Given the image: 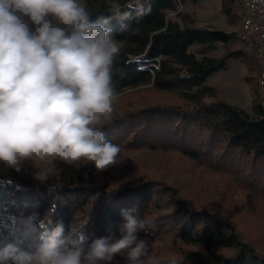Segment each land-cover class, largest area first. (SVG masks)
Masks as SVG:
<instances>
[{
	"label": "trees",
	"instance_id": "obj_1",
	"mask_svg": "<svg viewBox=\"0 0 264 264\" xmlns=\"http://www.w3.org/2000/svg\"><path fill=\"white\" fill-rule=\"evenodd\" d=\"M200 1L147 0L145 7L150 9L144 14L132 11L129 19L111 21L121 49L112 69L118 98L112 118L101 130L119 145V162L97 171L86 161L70 165L57 160L59 175L46 182L34 178L32 161L23 162L19 172L0 163V241L21 239L27 246L34 239L29 230L38 232L49 218V228L62 224L65 235L83 232L87 251L95 239H118L123 213L132 211L150 225L138 233L148 241L146 264H264L261 220L255 218L251 232L240 226L253 207L264 215L259 64L241 45L237 32L199 25L184 10ZM219 1L220 14L229 25H238L240 0ZM129 2L119 0L121 7ZM84 3L92 21L111 15L112 0ZM122 23L126 30H121ZM230 59L247 69L251 111L229 103L206 85ZM140 91L157 98L126 100ZM137 153L143 156L126 159ZM151 160L160 166L151 165ZM139 161L146 166L139 167ZM175 162L189 171L218 175L224 188L216 203L202 201L206 186L200 181L193 184L200 193H190L186 187L196 178L175 171ZM231 191L244 194L248 205L226 207ZM112 264L126 260L118 255Z\"/></svg>",
	"mask_w": 264,
	"mask_h": 264
},
{
	"label": "clouds",
	"instance_id": "obj_2",
	"mask_svg": "<svg viewBox=\"0 0 264 264\" xmlns=\"http://www.w3.org/2000/svg\"><path fill=\"white\" fill-rule=\"evenodd\" d=\"M146 3L112 0L111 15L92 21L84 0H0V163L19 172L32 161L34 178L46 182L59 175L57 160L97 171L119 162V145L101 130L118 98L112 69L121 49L110 25L144 14ZM123 216L118 239H95L87 251L83 232L65 235L45 218L38 232L26 228L34 233L27 246L0 241V264H112L118 255L146 264L148 241L138 233L150 225L132 211Z\"/></svg>",
	"mask_w": 264,
	"mask_h": 264
},
{
	"label": "rangeland",
	"instance_id": "obj_3",
	"mask_svg": "<svg viewBox=\"0 0 264 264\" xmlns=\"http://www.w3.org/2000/svg\"><path fill=\"white\" fill-rule=\"evenodd\" d=\"M184 10L188 11L190 14L194 16V18L197 20L199 25H205V26H211L214 28L227 30V31H235L238 27V25H229L228 22L224 19V17L220 14V1L219 0H201L196 5H189ZM237 15V14H236ZM231 26V27H230ZM242 45V44H241ZM239 45V47H241ZM221 52L217 53L219 55ZM247 74V69L245 65L234 59H230L227 62V68L225 70H221L214 75L210 76L206 80V85L211 86L216 89L218 94L223 97L226 101L229 103L235 104L240 106L246 111H251V105H252V99H251V93L249 90V86L247 82L244 80V76ZM156 95H154L152 92H142L140 91L137 94H132L128 99L131 101H140V100H148L152 101L154 100ZM122 103V102H121ZM142 157L143 155L139 156L137 154H132V156H126V159L131 161L132 157ZM159 160V159H158ZM161 165L164 166V163L161 161ZM139 165V167L146 166L143 161ZM147 163V162H146ZM151 165L160 166L159 161L151 160ZM185 164L181 162H175L174 167L175 171L180 169L183 171L186 175H192L196 180H191V183L187 188V190L193 192L195 191L197 193H200L199 190L196 188L199 186L194 187V182L200 181L202 184H204L206 187L205 191L202 192V201L203 198L205 199V202H215L220 198L222 195V190L224 188V184L221 181V178L218 175H209L207 173H202L200 170H191L187 168H184ZM224 195V194H223ZM244 202L245 205H248L247 197L244 194H238L237 192H232L230 197H228V201H226V207L228 206H234L237 203ZM227 210V209H224ZM259 208H251L247 211L246 215V222L243 224H240V226H245L251 230V225L256 222L255 218L261 220V226L264 227V215H261L258 213ZM248 216H250L251 220H249Z\"/></svg>",
	"mask_w": 264,
	"mask_h": 264
},
{
	"label": "built area",
	"instance_id": "obj_4",
	"mask_svg": "<svg viewBox=\"0 0 264 264\" xmlns=\"http://www.w3.org/2000/svg\"><path fill=\"white\" fill-rule=\"evenodd\" d=\"M236 13L240 23L236 29L239 42L252 53L259 64L257 86L259 102L264 108V0H240Z\"/></svg>",
	"mask_w": 264,
	"mask_h": 264
}]
</instances>
